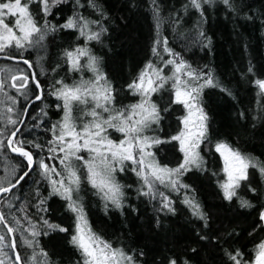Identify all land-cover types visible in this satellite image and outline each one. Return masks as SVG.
Returning <instances> with one entry per match:
<instances>
[{
    "label": "trees",
    "instance_id": "trees-1",
    "mask_svg": "<svg viewBox=\"0 0 264 264\" xmlns=\"http://www.w3.org/2000/svg\"><path fill=\"white\" fill-rule=\"evenodd\" d=\"M81 2L85 7L79 12L91 20H101L108 30L102 36V42L91 41L87 47L101 58L99 66L115 89V107L138 102L139 98L129 92L127 85L149 61L162 66L160 58L151 51L156 39L151 0H96L97 5L103 8L106 19L87 7V0ZM158 3L163 21L160 35L168 38V46L180 53L193 69L211 72L217 84L216 87L204 88L201 96L202 107L208 116V138L199 148L203 158L201 167L193 166L180 178L183 184L189 186L187 189L181 188L177 193L170 188L158 187L159 192L172 200L174 213L160 210L158 195L152 199L139 194L142 181L131 171L133 165L129 162L124 172L116 174L117 181L124 186L121 209L110 202L105 207L102 194L84 179L83 168L80 169V190L74 193V199L78 195L93 232L111 242L113 247L130 253L143 251L140 264H166V259L170 257L188 264H231L225 250L231 252L238 248L251 255L254 245L264 239V228L259 221V213L264 206V176L256 169H250L251 187L256 192L249 190L247 181L242 182L238 189V197L251 201L253 207L242 208L237 197L232 201L225 200L220 188L222 164L215 145L227 142L242 153L264 161V97L258 95L259 89L255 84L257 79H264V0H231L232 10L221 0H215L212 5H204L203 19L190 6L185 11L188 0H158ZM31 11L42 23L39 4L33 3ZM73 11L74 5L70 0L68 4L54 9L48 20L62 24ZM199 31L210 38V43L198 36ZM79 45H84V39L79 37L78 32L58 30L47 37L43 49H29L23 53V58L32 62L31 69L20 62L0 59V81L5 85L0 91V141H4L0 146V186L9 187L28 168L23 157L10 151L7 139L18 126L25 105L38 95L32 73L43 89V98L29 104L14 139L24 141L25 147L33 151L37 159L43 158L57 170H63L58 158L48 159L53 155L47 151L48 141L53 138L50 129L63 115L56 107L61 101L50 93L57 80L71 85L79 82L81 75L84 79L92 78L90 71L84 70L81 74L69 70L64 52ZM162 55L164 60L169 59L167 54ZM8 69L12 72L21 69L29 74L27 99L21 95L23 89L17 92L11 86L13 83H8L7 78L12 74ZM165 86L164 91L170 92ZM164 91L152 95L162 119L145 134L166 141L153 145L150 151L160 165L173 168L181 163L178 147L170 139L179 131L181 105L170 103L173 98ZM9 97H14L16 102L13 103ZM45 112L47 115H44ZM79 114L78 108L74 110V115ZM9 119L15 120L16 124H10ZM29 141L44 147L42 150L31 148L27 143ZM81 155L86 157V152ZM51 191V185L42 176L41 170L33 167L20 184L10 192L0 194V213L4 214L7 225L0 224V236L5 237L0 242V260L4 264H15L10 237L4 226L15 229L10 234L16 244V255L18 253L22 257L23 264H32L30 257L33 251L39 252L41 248L48 253L50 264H79L80 253L70 243L75 233L76 214L69 210L68 201L59 195H50ZM186 197L199 203L207 215V227L183 202ZM42 199L46 200L43 206L47 208L46 212L37 207ZM26 216L41 231L46 230L41 217L61 224L69 231L40 235L36 238L39 246L29 248L24 240L33 238L30 231L24 230L30 227Z\"/></svg>",
    "mask_w": 264,
    "mask_h": 264
},
{
    "label": "snow or ice",
    "instance_id": "snow-or-ice-1",
    "mask_svg": "<svg viewBox=\"0 0 264 264\" xmlns=\"http://www.w3.org/2000/svg\"><path fill=\"white\" fill-rule=\"evenodd\" d=\"M70 0H0V54L10 60L20 59L28 66L33 67L29 59L23 58V53L29 49H43L47 37L58 30H74L79 37L84 39V45L76 46L71 50H65L64 57L69 65V70L83 73L84 70L92 73V78L84 79L81 75L79 82L71 85L63 80H57L52 85L50 95L54 96L61 103L56 104L57 109L63 115L56 124H53L50 131L52 139L48 141L47 151L52 153L48 159L58 158L63 170L59 171L54 165L46 163L43 158L37 159L36 155L29 148L25 147V142L14 139L19 129L12 131L7 139V146L12 152L23 157L27 162L28 171L18 176L16 183L10 187L0 186V193H8L29 175L33 167L41 170L42 176L48 180L52 191L50 195H59L68 201V208L76 214L75 233L71 236L70 243L80 253L79 264H140L139 258L144 255L143 251L128 252L123 248L113 247L112 243L103 239L93 232L88 224L83 206L79 203V197L74 199V193H79L82 177L80 169L85 171L84 179L102 194L105 200V207L110 202L117 209L123 207V185L117 179L118 172H124L126 164L130 162L135 172L142 181L139 194L150 196L156 199L160 197V210L175 212L172 200L163 192H159L157 184L179 192L181 188L187 189L189 186L181 182V177L193 166L200 168L203 158L200 155V144L208 138V116L201 103L203 89L206 87H216L217 84L211 72L204 73L193 69L192 66L180 55L168 46V38L160 35L162 18L160 16V5L158 0H151V12L155 21L156 39L151 49L152 54L159 57L162 66L155 65L149 61L138 76L127 85L132 95L140 97L136 103L115 107V89L108 80L105 73L100 68V59L95 56L87 44L91 41L102 42V36L107 33V28L103 26L101 20H91L79 12L85 4L81 0H71L74 5L73 14L68 16L62 24L50 22L48 17L53 15V10L58 9L63 4H68ZM230 10L233 9L231 0H221ZM33 3L39 4V11L42 13V23L31 11ZM215 0H188L184 6L195 9L204 18V5H212ZM87 7L93 9L103 19L107 16L96 0H87ZM98 27H93V26ZM198 36L210 43V38L206 37L203 31L198 32ZM207 46V45H205ZM163 54H167L169 59L164 60ZM43 59V57H41ZM83 61V62H82ZM170 68V75L164 74V68ZM251 71V69H249ZM12 73V69H8ZM35 88L41 94L35 95V100H42L43 89L34 73L31 74ZM13 83L11 86L17 92H21L28 98L29 74H11L9 77ZM170 83V90L173 99L170 103L181 105L186 110V115L179 117L183 127L178 133L172 136L171 141L179 144V151L183 153V160L176 167L170 168L167 165H160L151 151L153 145H158L162 141L158 137L145 134L153 124H159L162 119L160 109L152 100V95L165 88ZM259 89L258 95L264 97V79L255 81ZM59 85V86H57ZM3 81H0V91L4 89ZM227 91V89H222ZM231 95V93H229ZM15 103L14 97H9ZM89 105H91L89 107ZM82 106V107H81ZM47 107V106H46ZM79 109V116L74 115V110ZM12 111L11 108L8 109ZM167 111V109H165ZM44 112V109H41ZM107 113V116L104 114ZM44 115H47L45 112ZM87 118V119H85ZM10 124H16L15 120L9 119ZM109 129L121 133L119 140L110 138ZM31 148L43 149V145L34 141L27 142ZM4 141H0L3 146ZM215 151L223 159V169L226 179L220 184V188L225 200L232 201L237 197L242 208H251L254 205L251 201L239 198L238 189L242 182L247 181L250 191L256 192L251 187L250 169H256L261 176H264V161L242 153L239 149L233 148L227 142H218ZM86 152L85 157L81 155ZM62 154V155H60ZM79 162V164L75 163ZM59 177V179L53 178ZM147 189L146 191L144 189ZM190 207L194 216L205 222L207 227V215L194 198H185L183 201ZM46 200L42 199L37 207L46 212L43 207ZM264 208V206H262ZM29 222V228L33 239L25 238L24 243L29 248L39 246L36 239L40 235H49L50 232H68L67 227L61 224L52 223L48 219L41 217V222L45 231L37 228V225L29 217H25ZM259 221L264 224V210L259 213ZM20 221L17 220V224ZM0 224H5V216L0 213ZM15 229L8 227V232ZM234 233H230L233 235ZM251 235V233H249ZM204 239L205 237H201ZM5 239L0 236V242ZM13 248L16 247L13 241ZM7 255V253H4ZM225 255L231 264H264V239L254 245L251 255L240 249L234 251L225 250ZM32 264H50L48 253L44 249L39 252L33 251L30 257ZM0 264H4L0 260ZM15 264H23L22 257L17 253ZM166 264H188L187 261H179L178 258L170 257L166 259Z\"/></svg>",
    "mask_w": 264,
    "mask_h": 264
},
{
    "label": "rangeland",
    "instance_id": "rangeland-1",
    "mask_svg": "<svg viewBox=\"0 0 264 264\" xmlns=\"http://www.w3.org/2000/svg\"><path fill=\"white\" fill-rule=\"evenodd\" d=\"M170 68H171V66H169V67H165L164 68V72H167V74L166 75H170L171 74V72H170ZM22 73V70L21 69H19V70H15L14 72H12V74H17V75H19V74H21ZM10 75L8 76V78H7V80H8V83H15L14 81H12L10 78ZM170 83L171 82H169V84H167V86H168V88H169V90H170ZM165 88H166V86H165ZM163 91H164V89H163ZM165 93H170V96H171V98H174L173 97V93H172V91L170 90V92L169 91H164ZM139 99H138V101L140 100V97L139 96H137ZM181 116H184V115H186V110L181 106ZM105 116H107V113H105L104 114ZM180 116V117H181ZM183 127V125L181 124V122H180V120H179V130L181 129ZM110 138H112V139H114V140H119V139H121V138H123L122 137V134L121 133H118V132H115L114 130H112L111 129V134H110ZM175 143H176V145H177V147H178V151H179V144H178V142H176L175 141ZM10 151H11V149H10ZM148 151H150V149H148ZM12 152V151H11ZM180 152V151H179ZM12 153H14V152H12ZM14 154H17V153H14ZM217 154L219 155V158H220V160H221V164H222V169H223V159H222V157L220 156V154L217 152ZM87 153H86V157H87ZM180 156H181V162H182V160H183V153H181L180 152ZM130 163V162H129ZM223 172V171H222ZM226 179V176H225V174H224V172H223V176H222V182L224 181ZM221 182V183H222ZM158 187H160V188H168V187H165V186H163V185H159V184H157V188Z\"/></svg>",
    "mask_w": 264,
    "mask_h": 264
},
{
    "label": "water",
    "instance_id": "water-1",
    "mask_svg": "<svg viewBox=\"0 0 264 264\" xmlns=\"http://www.w3.org/2000/svg\"><path fill=\"white\" fill-rule=\"evenodd\" d=\"M0 59L10 60V59L5 58V56H1V55H0ZM10 61L20 62V63L24 64V63L22 62V60H20V59L10 60ZM24 65H25V64H24ZM25 66L28 67L27 65H25ZM38 94H40V91H39V90H38ZM33 101H35V98H34L33 100H31L30 102H28V103L25 105V108H24V111H23L22 117H21V119H20V121H19L18 126L14 129V131H15L17 128H19L20 125L22 124V120H23V118H24V114H25V112H26V109H27V107L29 106V104H30L31 102H33ZM13 154H14V153H13ZM15 155H18V154H15ZM26 171H28V168H27ZM15 183H16V182H15ZM9 187H10V186H9ZM262 188H263V192H264V179H263V182H262ZM0 194H1V193H0ZM263 210H264V208H263ZM260 223H261V222H260ZM261 226L264 228V224L261 223ZM4 228H5V230L7 231L8 235H9V237H10V247H11V250H12L14 256L16 257L15 249L11 246L12 243H13V240H12V238H11V234L8 232V229H7L5 226H4Z\"/></svg>",
    "mask_w": 264,
    "mask_h": 264
}]
</instances>
